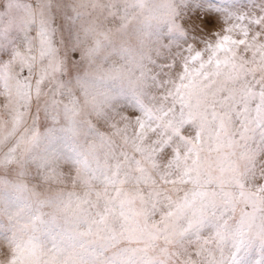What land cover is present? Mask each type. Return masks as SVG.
<instances>
[{"label": "snow or ice", "instance_id": "obj_1", "mask_svg": "<svg viewBox=\"0 0 264 264\" xmlns=\"http://www.w3.org/2000/svg\"><path fill=\"white\" fill-rule=\"evenodd\" d=\"M184 4L0 6V64L18 59L22 81L0 153V258L264 264V14L213 35L216 18ZM129 33H143L135 46L116 38ZM0 88L12 91L6 67ZM54 202L74 219L59 223Z\"/></svg>", "mask_w": 264, "mask_h": 264}, {"label": "rangeland", "instance_id": "obj_2", "mask_svg": "<svg viewBox=\"0 0 264 264\" xmlns=\"http://www.w3.org/2000/svg\"><path fill=\"white\" fill-rule=\"evenodd\" d=\"M8 0H0V6L6 5ZM197 11L203 16L204 13H210L212 17L216 18L217 23L213 25L215 31H218L220 27L225 26L228 23L235 22L236 18L240 15H260L264 14V0H185L183 6V15L188 16L195 14ZM17 16L21 14L17 10ZM80 33V29H77ZM183 35V33H182ZM209 39L211 37H208ZM190 42H200L201 37L189 36ZM186 47L182 42L177 52L182 51ZM20 61L10 60L6 65L0 64V67H6V74L8 77L10 92L7 89L0 88V153H3L8 147V137L5 134V130L9 129L13 122V116L16 109V90L19 85H22V81L18 80L19 77ZM8 96L7 103L4 102V97ZM123 107L129 111H138V101L132 95H127L123 98ZM3 187L0 186V195H3Z\"/></svg>", "mask_w": 264, "mask_h": 264}, {"label": "clouds", "instance_id": "obj_3", "mask_svg": "<svg viewBox=\"0 0 264 264\" xmlns=\"http://www.w3.org/2000/svg\"><path fill=\"white\" fill-rule=\"evenodd\" d=\"M80 32H81L80 35L81 46L85 50H87V48H89L92 45L94 37L91 34L84 33L82 29H80ZM142 35L143 33H129L126 37L117 36L116 38L124 40L129 46H135L137 41L140 39ZM114 62L121 63V61H114ZM97 67L102 69L104 66L98 64ZM93 71H95V69ZM86 146L93 150H98L99 147L94 141H89ZM58 191H60V189L53 188L43 193V195L46 198L56 197ZM49 211L52 215H54L57 218L58 222L61 224L65 222H71L74 219L72 210H68V211L64 210L63 202H54L53 206L49 209ZM10 252L12 253V256H10L7 259L0 258V264H12V258L16 254V249L10 247Z\"/></svg>", "mask_w": 264, "mask_h": 264}]
</instances>
